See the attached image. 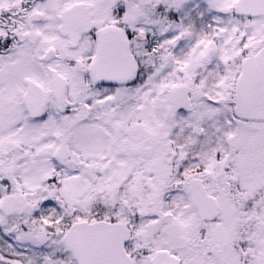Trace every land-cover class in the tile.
<instances>
[{
    "label": "snow or ice",
    "instance_id": "obj_1",
    "mask_svg": "<svg viewBox=\"0 0 264 264\" xmlns=\"http://www.w3.org/2000/svg\"><path fill=\"white\" fill-rule=\"evenodd\" d=\"M0 264H264V0H0Z\"/></svg>",
    "mask_w": 264,
    "mask_h": 264
}]
</instances>
